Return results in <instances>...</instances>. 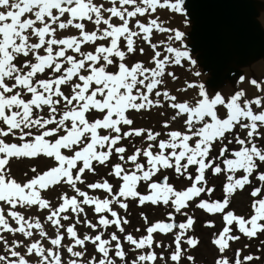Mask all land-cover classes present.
I'll return each mask as SVG.
<instances>
[{"label": "snow or ice", "instance_id": "snow-or-ice-1", "mask_svg": "<svg viewBox=\"0 0 264 264\" xmlns=\"http://www.w3.org/2000/svg\"><path fill=\"white\" fill-rule=\"evenodd\" d=\"M175 15L187 26L186 0H0V264H195L183 247L200 243L189 235L196 220L186 210L193 203L221 216L222 228L212 239L214 264L260 259L244 256L243 249L232 258L227 252L241 236L264 235V80L240 76L251 95L240 87L229 96L186 80L176 92L195 96L180 100L167 87L179 80L169 69L191 70L197 59L186 33L170 26ZM165 105L173 115L162 128L180 120L184 131L168 130L161 138L162 132L137 127L131 118ZM21 159H47L51 166H33L32 176L18 179L12 162ZM97 165L110 167L107 175L118 187L105 178L86 181V174L97 175ZM169 171L190 185L177 190ZM209 173L226 175L222 200L200 199L215 191ZM78 185L105 195H90ZM57 186L75 195L61 192L53 206L45 193ZM246 186L249 213L237 215L228 210L231 197ZM129 201L172 211L152 223L141 213L146 234L137 237L117 211L127 212ZM30 210L47 214L42 221ZM177 214L186 219L178 223ZM78 225L91 231L81 234ZM156 234L172 235L173 241L165 245Z\"/></svg>", "mask_w": 264, "mask_h": 264}, {"label": "rangeland", "instance_id": "rangeland-1", "mask_svg": "<svg viewBox=\"0 0 264 264\" xmlns=\"http://www.w3.org/2000/svg\"><path fill=\"white\" fill-rule=\"evenodd\" d=\"M255 6L257 9L256 17L259 23V18L264 15V0H257L255 2ZM164 18H168L165 16ZM184 17L180 15L171 16L169 19V24L171 27L179 28L180 30L184 31L186 33V44L187 47L191 50V39H190V33L192 30V23L189 17H187L189 23L187 26L184 24ZM260 29L262 32H264V29L261 25ZM262 38V37H261ZM191 54L193 58L197 59V65L195 68L189 70V67L185 65V67H173L169 70L174 71L176 75L179 77V80L176 82L169 81L167 87L173 92V94L178 95V98L180 100L190 99L195 96L194 91H189L188 93H179L176 92V89L184 87L185 81H197V82H203L209 91L210 94H214L215 92H220L224 94L225 96L231 95L235 90H238L240 87H244L249 91V94L251 95L253 89L250 85L244 84L241 85L239 83V77L245 76L248 79L257 78L260 80H264V54H260L259 60H257L255 53L251 52L245 57H240L237 55H234L231 57V59H228L225 61L223 67L220 69L219 72H214L212 69L206 70L203 66V60L199 56L198 52H194L191 50ZM136 59H142L146 60L147 57H140L137 56ZM195 71H200L202 75L200 77L194 76L192 73ZM161 113H164V115H161ZM173 115V110L170 108H167V105H165V108L163 109H154L150 113L142 112V113H132L131 118L134 119L135 125L137 127H145V128H151L154 131H160L162 132L161 138H166L163 136V133L168 130H181L184 131L185 129L182 127V121L178 120L171 124V129H163L162 124L165 120H169L170 117ZM136 145L139 146L141 144V141L138 139L135 141ZM230 149L232 147H238L235 145H230ZM218 148L216 151L213 152V156L217 155ZM132 151L131 144L129 143V154ZM35 166L38 171L47 170L49 166H51L50 161L47 159H38V160H31V159H21L19 161L14 160L12 162V171L14 175L18 179H23L24 174L27 173L28 176H32L33 173L30 171L31 167ZM223 167V165H221ZM97 167V175H93L91 173L86 174L85 178H89L90 181L93 180H99L101 178L108 179L109 182L113 183L118 187L119 181L115 180L113 177H110L107 175L109 168L101 167L99 165ZM194 172V169H192ZM166 175L169 176L170 183H172L177 190H182L184 187H187L190 185V182L186 179H183L181 177L175 176L172 172H166ZM242 173H239L240 175ZM95 176H97L95 178ZM208 180H209V187H214L215 191L213 192L212 196L209 197L207 194H202L200 199H206L210 201L214 200H222L224 197L223 192V184L226 182V175L220 176L219 178L212 176L210 173L208 174ZM90 183V182H89ZM82 188V190L89 191V194L92 195L94 193L97 196L104 197L105 193L96 191L92 192L86 188L85 185H78ZM142 193L146 194L147 189L146 188H140L139 189ZM250 188H247L243 191L242 195H239V192H237L232 196H237L238 202L245 198L246 195H250ZM61 192H67L69 195V188L67 186H57L55 189L50 190L49 192L45 193L46 198L50 199L53 206H56L58 203L57 197L61 194ZM75 195V193H74ZM251 197L247 201H243L241 205L237 204L239 208L234 207L232 211H240L242 213L248 214L249 208L251 204ZM246 200V199H245ZM198 203V201H197ZM129 209L127 212H125L122 209L117 208V211L120 212L122 216H126L130 220V224L126 226L127 232L133 233L135 236L139 237L142 235H145V224L141 218V213H144L147 217L150 223L155 222L157 220H165L167 218V213L169 211H172L170 207H165L163 205L155 206V205H145V206H138L135 201H129ZM229 210V209H228ZM189 215L194 216L196 223L194 225V230L189 233V235H192L194 237H197L200 241L199 245L195 249L188 248L187 244H183V247L187 249L186 255H191L195 258V264H214L215 259L218 256V250L217 248L212 245H209V240L214 233H218L219 230L222 228V221L221 217H219V223H215L214 228H209L206 226L207 221H212L207 218L206 214H203V216H196L194 213L196 211L204 212L201 209H198L195 206V203L191 204V206L186 210ZM28 215H41L42 221L43 216L47 213H35L33 211H29L27 213ZM205 215V217H204ZM186 218L183 216H180L177 214L176 220L177 222H183ZM47 230L49 231L50 235L52 234V229L48 226ZM139 228L140 231L136 232L135 229ZM91 230L89 229L88 232ZM109 231H115L114 228L110 229ZM178 231V230H177ZM85 233V232H84ZM92 235H95V233H91ZM38 238V237H37ZM156 240L162 241L165 245L171 244L173 241L172 235H162V234H156ZM206 240V242H205ZM254 245L245 248V243H242L241 241L232 242L231 243V250L227 252V255L229 258H232L234 256L236 249H243V255H249L253 254L256 256H259V260L252 261V264H262L264 263V235H261L259 239H253ZM65 243H68L67 239L65 240ZM127 248L128 246L125 245ZM174 248V245H173ZM89 251L91 252V245H89ZM156 251L159 253L161 251H164L165 256H167L169 253L165 249L157 248ZM134 256H130L129 259H133ZM159 264H164L163 261H160ZM171 264V262H169ZM182 264H189V262L184 259L182 261Z\"/></svg>", "mask_w": 264, "mask_h": 264}, {"label": "water", "instance_id": "water-1", "mask_svg": "<svg viewBox=\"0 0 264 264\" xmlns=\"http://www.w3.org/2000/svg\"><path fill=\"white\" fill-rule=\"evenodd\" d=\"M254 1L186 0L192 22L190 47L199 53L206 70L219 72L225 61L234 55L245 57L253 52L254 40L257 36L261 38L254 18L257 13ZM249 34L253 36V42ZM225 45L232 51H227Z\"/></svg>", "mask_w": 264, "mask_h": 264}, {"label": "trees", "instance_id": "trees-1", "mask_svg": "<svg viewBox=\"0 0 264 264\" xmlns=\"http://www.w3.org/2000/svg\"><path fill=\"white\" fill-rule=\"evenodd\" d=\"M96 177H97V176H95V178H96ZM85 179H86L87 182H90V183L96 181V180L90 181L89 178H85ZM243 191H244V190H238L239 195H242ZM69 195H70V196H71V195H74V192H72V190H71L70 188H69ZM92 195H95V194L92 193ZM96 196H97V195H96ZM100 197L103 198L102 196H100ZM236 198H237V196H234V198L231 197V204H230V208H229V210H232L234 207L239 208L237 204L241 205V204L243 203V201H247V200H249L250 195H249V194L246 195L245 198L242 199V200H240L239 202H238V200H237ZM245 199H246V200H245ZM88 211H89V219H92L93 222H95V217L93 216V214L91 213L90 210H88ZM235 213H236L237 215H243V216H246V215H247V214L245 215V213H242V212H240V211H238V210H236ZM203 214H206L207 218L210 219V220H212V221H214L216 224L219 223V217H221L220 215H215V216H213V215L208 214V213H206V212H199V211H196V212L194 213V215H196V216H198V215H199V216H203ZM204 217H205V215H204ZM78 229H79V232H80L81 234H83L84 232H88V231H89V229H87V228H85V227H82V226H79V225H78ZM234 234L240 235V234L238 233V231H234ZM106 237H107V234H106ZM213 238H214V235H213L209 240H207V241L209 242V245H210V246L213 245V244H212V239H213ZM239 241H241L242 243H245V244H247V245L252 246V245H254V241H256V240H253V239L250 240V239H248V238H245V237L241 236V239H240ZM205 242H206V240H205ZM262 264H264V263H262Z\"/></svg>", "mask_w": 264, "mask_h": 264}, {"label": "bare ground", "instance_id": "bare-ground-1", "mask_svg": "<svg viewBox=\"0 0 264 264\" xmlns=\"http://www.w3.org/2000/svg\"><path fill=\"white\" fill-rule=\"evenodd\" d=\"M240 7L241 8L243 7V3L240 5ZM256 14H258V13H256ZM256 22H257L256 24H257V26L259 28H260L259 25H261L263 27V29H264V15H262L259 18V23H258L257 19H256ZM260 33H261V37L262 38L257 36L256 40H254L253 36L251 34H249V38L252 39V42L254 40V42H253L254 44H253V46L251 48H253V47L255 48L253 50V53H255V56H256L257 60H259L260 54H264V32H262L261 29H260ZM225 49L227 51H232L229 45H225Z\"/></svg>", "mask_w": 264, "mask_h": 264}]
</instances>
